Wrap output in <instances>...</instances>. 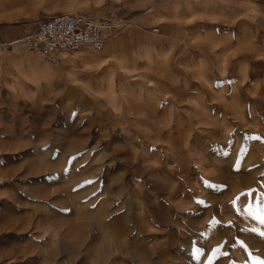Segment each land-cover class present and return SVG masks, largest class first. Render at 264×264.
Instances as JSON below:
<instances>
[{"label": "rangeland", "instance_id": "374dc122", "mask_svg": "<svg viewBox=\"0 0 264 264\" xmlns=\"http://www.w3.org/2000/svg\"><path fill=\"white\" fill-rule=\"evenodd\" d=\"M50 1L0 0V16L2 9L16 12L21 29ZM73 2L84 10V0ZM237 7L238 17L249 19ZM249 38L238 36L240 51ZM119 60L113 59L121 66ZM239 66L241 80L246 65ZM47 67L25 46L0 45V264H264V95H253V104L252 95H234L227 111L239 120L223 105L234 158L206 155L197 169L196 147L177 151L171 203L153 179L167 149L131 148L73 103L63 107L64 95H46L53 76ZM198 121L209 141L218 117L202 114ZM148 140L165 144L162 136ZM249 145L243 156L250 162L238 163ZM150 153L158 159L134 164Z\"/></svg>", "mask_w": 264, "mask_h": 264}, {"label": "crops", "instance_id": "0c3cea01", "mask_svg": "<svg viewBox=\"0 0 264 264\" xmlns=\"http://www.w3.org/2000/svg\"><path fill=\"white\" fill-rule=\"evenodd\" d=\"M73 1H50L44 13L30 15L21 29L14 23L16 12H1L0 18L8 19H0V45L33 30L51 14L97 10L103 18L128 23L107 36L100 50L82 46L59 55L57 65L49 63L52 68L46 72L54 77L46 95H64L63 107L73 103L74 111L96 118V127L102 124L104 130L117 132L131 148L167 149L166 161L159 162L166 165L157 167L153 179L161 181L168 200L175 197L171 168L180 149L196 147L198 153L191 152L197 169L207 156H215L214 161L226 154L235 157V136L226 133L221 123L226 116L223 105L232 116L227 105L234 95H264V0H84V10L75 8ZM224 4L228 7L223 10ZM236 6H242L249 19H240ZM208 16L217 21L208 22ZM240 34L250 37L243 51L244 46L237 44ZM117 58L121 66L113 61ZM239 65H246L241 80L234 71ZM202 114L218 117L209 141L197 127ZM116 115L112 121L110 116ZM157 136L165 144H149L148 138ZM250 146L239 155L238 163L250 162L243 156ZM150 155L139 156L134 164H146L144 158L158 159ZM162 168L166 175L158 171Z\"/></svg>", "mask_w": 264, "mask_h": 264}, {"label": "built area", "instance_id": "2783aa9c", "mask_svg": "<svg viewBox=\"0 0 264 264\" xmlns=\"http://www.w3.org/2000/svg\"><path fill=\"white\" fill-rule=\"evenodd\" d=\"M124 24L118 19L90 18L82 12L51 14L8 45L23 44L39 53L46 62L57 64L61 52L84 45H89L93 51L100 50L104 39L113 36Z\"/></svg>", "mask_w": 264, "mask_h": 264}, {"label": "bare ground", "instance_id": "6f19581e", "mask_svg": "<svg viewBox=\"0 0 264 264\" xmlns=\"http://www.w3.org/2000/svg\"><path fill=\"white\" fill-rule=\"evenodd\" d=\"M65 13H66V12H65ZM87 15H88L90 18H99V17H101V16L96 17V16L92 15V13H90V12H88ZM101 18H103V16H102ZM127 24H128V23H125V24L122 26V28L125 27ZM21 45H23V44H21ZM23 46H24V45H23ZM25 47H26V46H25ZM84 47H87V48L91 49L89 45H84ZM32 51H34V50H32ZM34 52H36V51H34ZM69 52H71V51H68V52H61L59 55L61 56V54H63V53H69ZM36 53H37V52H36ZM37 54L40 55L39 53H37ZM40 56H41V55H40ZM41 57H42V56H41ZM42 58H43V57H42ZM60 58H61V57H60ZM48 63H49V62H48ZM55 65H57V64H55Z\"/></svg>", "mask_w": 264, "mask_h": 264}, {"label": "snow or ice", "instance_id": "6c2138e0", "mask_svg": "<svg viewBox=\"0 0 264 264\" xmlns=\"http://www.w3.org/2000/svg\"><path fill=\"white\" fill-rule=\"evenodd\" d=\"M248 139H259V138H258V137H255V138H254V137L249 136ZM230 143H231V142H230ZM72 159H75V158L73 157ZM88 183H91V182H88ZM204 186H205L206 188H210V187H212V185L209 184V183H207V182H205ZM74 191H75V189H74ZM249 195H250V194H249ZM93 207H95V206H93ZM192 251H193L194 253H196V252H199L200 249L193 248Z\"/></svg>", "mask_w": 264, "mask_h": 264}]
</instances>
